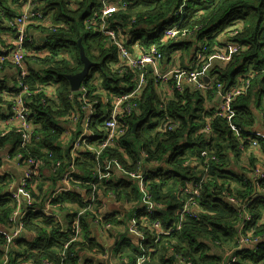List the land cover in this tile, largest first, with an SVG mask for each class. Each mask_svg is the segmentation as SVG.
<instances>
[{"label":"trees","instance_id":"1","mask_svg":"<svg viewBox=\"0 0 264 264\" xmlns=\"http://www.w3.org/2000/svg\"><path fill=\"white\" fill-rule=\"evenodd\" d=\"M21 1L23 0L10 2L0 0L1 30H5L2 24L12 9L10 4L16 5ZM118 1H122L127 8L124 11L116 8L109 20L114 24L118 23V27L125 33L127 47L131 50L134 45L128 44L133 40L137 41L134 44L137 43L144 48L157 44L162 55H168L169 48L178 37L168 38V43L164 46L160 44V38L166 28L171 26L175 28V24H178L180 34L187 35L191 32L190 36L197 42L201 44L205 42L208 46L216 47L215 50H222L225 44L214 45L217 44L214 37L238 21L242 24V29L232 41L239 43L243 49L232 55L224 67L212 68L210 77L215 79L213 83L207 84L209 89L196 90L192 85L190 88L183 86L180 91L174 88L172 99L164 103L160 102L158 87L153 78L149 77L148 71L147 87L145 86L139 96L132 98L137 103L138 111L132 107V111L124 116L129 123L126 133L118 137L112 145L107 146L96 158L88 148L77 149L75 146L72 149L66 148L65 142L71 141L74 145L75 140L74 137L65 136L68 132L59 122V119L63 120L73 107H79V102L76 101L78 99L70 90L66 78L67 74H74L83 67L77 45L79 38L88 58L96 63L82 82V87L88 91L91 100L101 102L94 95V83L91 81L87 83L95 70L102 77L103 86L111 95L117 96L131 92L137 73L130 68H127L128 72L123 70L116 72L117 74L112 72L108 64L117 61L115 48L104 38L92 36L90 31L83 29L84 22L94 14L93 10L100 7L99 0H73L76 8H70L66 0H48V7L43 13L49 14V18L52 13L49 21L50 25L55 27V31L52 32L47 27L39 29L50 33L47 47L53 56L41 60L47 65L45 67L47 73L44 70L43 79H50L58 84L56 101L49 99L39 92L33 83L29 84L28 79H24V82L35 91V95L29 103L33 128L31 140L29 146L22 150L28 158L39 160L40 169L47 168L50 172L48 180L51 186L56 187L60 184V188L56 195H53L52 190L50 192L52 194L48 196L49 190L41 172L35 190L30 184L33 200L29 204L24 200L20 209L21 217L14 225L22 223L26 234L32 233L34 236L30 239L20 236L13 242L7 257L8 264H17L23 260L36 264H41L42 260L61 264L63 246L74 234L75 216L78 213L76 205L83 207V193L90 198L91 192L93 193L92 187L96 183V191L111 192L117 195L119 200L139 199L137 188L132 191V195L127 193L131 187L128 183L97 181L98 172L102 170V162L106 158L118 160L128 171L135 170L138 163L142 164L150 182L147 188L159 208L151 218H147V214L139 209H135L134 213L140 219L147 218V222L157 218L164 228L171 227L177 221L176 212L184 200L185 190L201 180L204 160L208 165V177L201 184L198 200L201 207L198 220H184L179 231L169 237H162L152 247V252L143 264H172V256L183 257L191 264H221L223 258L221 249L224 246L227 248L232 246L229 249L238 257L235 264L264 263V241L255 250L236 248L235 242L239 235L237 228L241 221L238 218V208L227 200L229 197L241 201L250 200L249 214L252 216V222H248L247 227L255 224L264 214V200L259 198L252 200L253 189H257V186L247 177V172L255 162L242 163L239 165L240 170H234L239 157L248 152L247 143L244 144L245 150H240L242 140L258 139L264 153L262 132L264 128L260 131L256 128L257 114L264 118V0ZM16 13H11L7 17L8 21ZM178 14H184L181 20ZM130 20L135 21L131 27H123L128 26ZM7 26L9 29V24ZM8 32L10 33V29ZM137 33L144 35L137 37ZM139 38L146 40V44H142ZM181 46L182 42L177 41L174 48ZM212 48L206 53L209 54L211 51L214 53L215 50ZM63 53L75 57V64L71 65L67 58L59 56ZM206 58L196 66L198 71L206 72L209 69L205 63ZM250 70L254 74L250 79L248 92L232 102L231 109L234 114L231 119L215 117L217 105H214L216 91H213V88L217 83L222 84L223 89L228 88ZM2 90L3 85L0 83V94ZM4 104L0 96V116H3L1 113ZM7 106L10 108L9 104ZM4 118L5 116L1 120ZM168 118L175 121V125L168 131L160 132L158 127ZM78 120L79 117L75 121ZM261 121L264 122V119ZM134 124L136 128L133 130ZM19 141L17 127H9L4 135H0V150L8 146L6 143H12L11 153H14ZM58 162L60 165L52 172ZM155 162H161L158 169L150 167ZM64 176L68 177L66 183L60 181ZM260 187L264 189V182ZM15 207L16 201L7 178L1 177L0 264H3L4 258L2 249L4 236H9L13 229L10 227V219ZM61 214H64L67 223L61 220ZM92 218L93 214L90 211L79 216L80 239L69 244L63 264H76L81 251L99 245L92 235ZM105 222L113 226L119 223L116 218H107ZM138 226L142 231H149L144 224L141 226L138 223ZM255 233L263 234L264 225L256 227ZM109 235L115 236L111 231ZM148 238L151 239L150 234ZM132 243L129 235H121V239L118 238L112 249L111 259L114 257L116 264H135L139 248ZM220 250L221 252H218Z\"/></svg>","mask_w":264,"mask_h":264},{"label":"built area","instance_id":"2","mask_svg":"<svg viewBox=\"0 0 264 264\" xmlns=\"http://www.w3.org/2000/svg\"><path fill=\"white\" fill-rule=\"evenodd\" d=\"M102 5L96 9H94L93 17L87 21L86 27L91 29L92 33H99L108 43H110L116 50L118 56L117 60L121 64V66L127 68V65L131 64L134 67L140 68L145 65L147 62V57L152 63L155 65V69H152V72L156 73L153 81H155L156 85L160 83H166L169 81H174L173 87L177 90H182L183 85L181 81H186L188 84L192 85V87L196 90H207L210 87L208 86L210 83L204 79L203 73L199 71H185L178 70L175 68L168 69L165 71H160L156 69L157 64L164 58V55L158 53L159 47L157 44H152L150 49L147 51H143L141 56H134L129 53L124 47V36L122 29L118 27V23H112V20H106L108 16H110L111 12H113L116 8L121 11H124L127 7L124 6L122 1L112 2L111 0H101ZM26 3V2H25ZM108 4V5H106ZM29 8H27L21 19L16 18V20H12L9 22V26L13 31V46L8 45L6 47L0 46V69L3 66L5 61H9L12 65L18 70L19 67L23 69L26 68V60L25 57L27 54L31 55L33 52H36L38 49L34 47V39L30 33V28H41L45 27L44 24L49 20L48 15L43 12L40 13L37 7H35L32 3L29 2ZM120 11V12H121ZM184 14H178L180 20L183 18ZM18 19V20H17ZM134 20H130L128 26H124L125 28H130L134 23ZM180 30L177 25H175L174 29L171 27L167 28L163 32V37H179ZM186 35L185 33H182ZM189 35L191 32L188 33ZM187 34V35H188ZM202 49H210L209 46L204 42L199 45L198 49L194 53V59L197 62H204L206 56L203 55ZM243 49L242 46L237 45H224L222 50H215L214 53L216 56L222 59H228L232 55L238 53ZM6 64V63H5ZM254 72H249L241 80H239L236 84L223 89L222 84L217 83L213 91H216L215 95H218L220 100L215 108V117L231 119L234 112L231 109L232 102L241 95H245L248 92L250 86V79L252 78ZM153 78V76H151ZM27 78L24 75V72H19V76L17 79L18 88L13 93L12 102L9 108L8 116L2 121L0 126V135H4L6 133V129L9 127H17V130L20 134V141L18 148L14 153L9 152L7 157L9 159H14L18 165L25 166L24 176L19 181L17 188H23L26 184H28V189H23L21 194H14V198L18 199V203H16L15 210L12 212V216L10 219V227H12L11 234L9 235V241L2 244V249L4 252V260L7 261L8 253L10 251V246L13 244L14 240L17 239L20 233L23 231L22 223L16 224L17 219L20 215L21 205L24 203V200H27L28 204L30 200H33L30 192V184L36 181L40 175L41 169H37L38 163L33 161L32 158H28L25 152L22 150L29 146L31 135H32V124H31V109L29 107V103L32 101L33 90L24 82V79ZM141 82L139 84H134L135 93L128 96L130 104L136 110V102L132 100L133 97H137L141 94L142 90L145 88L147 81L143 80V74L139 76ZM172 79V80H171ZM207 82V83H206ZM208 84V85H207ZM73 98V96H72ZM44 103V102H42ZM116 111H113L115 114ZM90 117L86 119L85 122H88ZM103 123L105 124V130L102 135L96 138L97 147L93 148L90 145L85 144L83 141L76 140L74 141V146L77 149L88 148L92 151L96 158L99 157L101 152L109 145H112L115 140L124 135L128 129V122L124 123L121 126H118L115 121H111L108 118L103 119ZM175 125V121L171 119H166L163 124L158 127L160 132H165L170 130ZM248 144V153L256 152V149H260L259 152L263 153V149L261 147V142L258 139H248L247 141L242 140L239 148L244 151V144ZM2 150H0L1 153ZM60 165L58 162L56 167L52 172H55L57 167ZM161 166V162L153 163L151 168H159ZM114 169L120 170L127 177V180L133 181L136 185L140 207L137 208L141 210L143 213L147 214V218H151L158 210L159 205L155 203L151 197V194L147 188L149 182L148 176L143 170V166L141 163H138V166L135 170L128 171L123 168L122 164L114 159H104L102 162V170H99L97 181H110L112 176V171ZM203 174L201 176V180L195 184L193 187L191 186L185 190L184 200L180 206V208L176 212L177 221L172 224L169 228H164L160 221L157 218H153L152 221L147 222L146 219H140L133 212V215L128 219L125 232L131 236L138 239V248L139 254L135 259V264H143L149 253L152 252V247H154L162 237L171 236L173 233L180 230L181 225L184 220L192 219L198 220L199 213L201 212V207L199 204L200 197V186L207 179V171L208 165L206 164V160H204L203 166ZM247 177L255 183L257 189H253V194L251 198H259L264 200V189L260 187L261 182L264 181V163L257 162L255 163L247 172ZM68 180L67 176L61 178L62 183H66ZM97 183L93 185L92 191H96ZM105 194V193H104ZM108 195L112 197H116L115 194L108 192ZM228 202L238 208V218L241 221L238 224V232L239 235L236 240V248H241L246 246V248L257 249L262 242L264 241V233L256 234L255 228L258 226L264 225V214L260 216L255 224L251 227H247L246 224L248 222H252V216L249 214V205L250 200L245 199L243 201L229 197L227 198ZM100 199L96 201H92L89 203H83V207L75 216V229L73 236L66 241L63 246V250L61 253V264L64 263L66 259V249L69 244L73 241H78L80 239V226H79V216L82 215L86 211H90L93 214L92 222L98 226L100 232L105 236H110L109 232H112L113 225L111 223L105 222L107 218L101 215L100 208L97 206V203ZM139 220V221H138ZM142 226L143 224L147 226L148 232L142 231L138 223ZM151 235V239L148 238V235ZM81 251L77 257L76 264L86 263V257L83 255ZM222 260L221 264H235L238 261V257L232 254L231 249L227 247H222ZM177 257L183 264H191L190 261L185 260L183 257ZM31 261H18L17 264H31ZM41 264H55L52 261L42 260ZM89 264V263H88Z\"/></svg>","mask_w":264,"mask_h":264},{"label":"crops","instance_id":"3","mask_svg":"<svg viewBox=\"0 0 264 264\" xmlns=\"http://www.w3.org/2000/svg\"><path fill=\"white\" fill-rule=\"evenodd\" d=\"M35 1L37 3L36 7L38 9H40L42 12H46V9L48 7V4H47L48 0H35ZM66 1H68L70 8H73V7L76 8V5H74V6L71 5L70 0H66ZM111 1L115 2L116 0H111ZM7 2H10V0H7ZM25 2H26V0L21 1L20 3H18L16 5L10 4L12 9L10 10L8 16L11 13H16V12L21 11ZM73 4H75V3H73ZM7 17L3 19L4 23L2 24V26L5 27V30L3 31L0 29V46H8V45L13 46V34H10L8 32L9 29L7 26V23H8ZM86 25H87V22H84L83 29L85 31H90L92 36L102 37L99 33H92L91 29L86 27ZM42 28L45 29V27H42ZM234 28L241 30L242 24H240L239 22H236L233 26L228 27L223 33L218 34L216 37H214V41L217 43L214 45L222 46V44H224L223 42L225 40H227L226 34H228ZM29 31H30L31 35L33 36V39H34V47H36L38 50L36 52H33L31 55L27 54V56L25 57V60H26L25 65L27 68L26 71L28 74L26 79H28L29 84L33 83L39 92H41L42 94H45L49 99H53L56 101L55 97H56V91H57L58 84L54 83L53 80H50V79L44 80L43 79L44 75H45L44 70L47 73V71L45 69V67L47 65H44L42 60H41L43 58L53 56V54L49 52L48 47H47V45H48L47 43L49 42L48 40H49V34L50 33L47 32V30H42V29L35 28V27L30 28ZM137 35H138L137 37H141L144 34L143 33H140V34L137 33ZM181 35L178 37L176 42H174L172 44V46H171L172 49L169 48V50H168L169 54L164 55V58L160 61L159 64H157V66H156L157 70L165 71L168 69H173L176 66L189 67V65L193 59V55L199 47V44H198L197 40L195 38L191 37L190 35H183V34H181ZM168 38L169 37L164 36V38L160 39V44L162 46L167 44ZM79 39H81V38H79ZM140 40H141L142 44H146V40H143V39H140ZM177 41L182 42V46L174 48V45L177 44ZM134 42H137V41L131 40V41H129L128 45H134V50L131 51V54L134 56H138L140 54V52L136 48L137 43L134 44ZM81 43H82V40H81ZM39 48L40 49L43 48L44 51L40 52ZM212 49H216V47L215 48L213 47ZM116 55L118 56L117 52H116ZM59 56H63L65 58H67L68 61H70L71 65L75 64L74 59H76V58L73 56L72 57L69 56L68 53L59 54ZM79 58H80V56H79ZM226 61L228 62V60H226ZM226 61H225V59H222V58L216 56L215 54H211L210 56H207L205 63H207V67L209 69L206 70V72H202L204 79L209 83H213L215 77H210L212 68L214 66L216 68L224 67L227 64ZM108 67L112 70V72H115V74H117L116 72H118V70H119L120 63L117 60L116 62L109 63ZM123 69H122L123 71L128 72L127 68L123 67ZM153 73L154 72H152V70H150L149 77L153 76ZM18 76H19V71L16 70V68L14 66L7 64V63L6 64L4 63L3 66L1 67V69H0V83H1V85H3L2 93H4V100L8 96H10L11 99L13 98V93L16 90L15 84L17 82ZM89 79L90 80L87 81L88 84L90 83V81L94 83V85H93L94 86V95H96L98 97V99H100V100H103V101L109 100V97L111 94L103 86L102 77L99 76L98 71L95 70L91 74V77ZM35 80L37 82H35ZM181 84L183 86H185V88H187V87L190 88V86H191L186 81H181ZM173 85H174V81H169V83H167V82L166 83H160L159 85H157V87H158L157 92L159 94L161 103L168 102L169 100L172 99V95L174 93ZM74 94L77 95L78 92H74ZM76 101L78 102L79 100H76ZM218 102H219V96L216 95V101H215L214 105H217ZM80 104L81 103L79 102V106H80ZM73 105H75V104L73 103ZM77 107L78 106L73 107L71 112L74 110H77ZM136 110H137V103H136ZM1 114L3 116H0V125L2 124V121H3L1 119L4 116L6 118L9 114V106H7V103H5L4 106L2 107V113ZM259 116H261V115L257 114V117H259ZM59 122L61 124H63L65 131L68 132L67 134H65V136L69 137V138H73L77 134V132L79 131V125L82 124L83 117H79L78 121H72V123H69L68 121H64L62 119H59ZM256 128L258 131L264 128V124L258 118H256ZM97 137H99V136H97ZM6 144H8V146L5 147L4 149H2V151L0 153V178L1 177L7 178V182L9 184L10 189H11V192L13 193V191L17 188L19 181L23 177V174L25 172V166L18 165L17 162L13 158L9 159L7 157V154L9 152H11L13 147L11 146L12 143H6ZM256 150H257L256 152H250V153L247 152V153L241 155L239 157V160L237 161V163L239 165L242 163L246 164L249 162V164H250L251 162L257 163L260 161L264 163V153L259 152L260 149H256ZM156 169H158V168H156ZM41 174L43 175V181L45 182V184L47 186V190H49L48 196H50L52 194V193L50 194V192L52 190H54L53 195H56L59 192L60 184L56 187L51 186V183L48 180L50 172L47 168H42ZM110 181L114 184H117L118 182L130 184L131 187L129 188V190L127 192L129 195H132V191H134V189L136 188L135 183L133 181L127 180V177L123 174V172L120 170H117V169H114L112 171V176L110 178ZM38 183H39L38 179L31 183V187L33 190L36 189ZM133 185H135V187ZM123 196H125V195H123ZM117 197H118L117 195H116V197H114V196L112 197L111 195H108V192H106L105 194L102 193L101 197L99 198L100 201L97 203V206L100 208L102 216H104L105 218H111V219L116 218L119 221V223L117 225L113 226V228L111 230L114 234H117L116 237L119 236L118 238L121 239V235L128 236V234L125 232L126 224H127L128 219H129L128 215L131 217L133 215L134 210L139 208L141 204H140L139 199H135L136 201H128V200H124L123 198H120V200H119ZM138 198H139V196H138ZM76 207H77L76 211H80L82 209L81 205H79V206L76 205ZM60 218L64 223L65 222L67 223V220H66V217L64 216V214H61ZM91 225H92V235L96 239V241L99 243V245L94 246L93 248H86V249H84V251L82 253L86 257L87 263L93 262V263L97 264L99 262H102V263L106 262V259L104 258V255H103V252L106 253V250L108 249V247L111 246L113 244V242L115 241V237L113 238L110 236H105L100 232V229L98 228V226H96L94 223H91ZM22 232L25 233L23 237H27L30 239L34 236L32 233H31V235L26 234V232L24 230ZM21 233H20L19 237L22 236ZM131 237H132L131 241L133 242L132 244H134L138 248V239L133 237V236H131ZM108 239H110V241H108ZM211 248L213 249L212 246H211ZM214 250L216 251V249H214ZM113 259H114V257H113ZM88 260H89V262H88ZM2 262H3V260H2ZM110 264H113L112 259H110ZM172 264H183V263L177 257L172 256Z\"/></svg>","mask_w":264,"mask_h":264},{"label":"bare ground","instance_id":"4","mask_svg":"<svg viewBox=\"0 0 264 264\" xmlns=\"http://www.w3.org/2000/svg\"><path fill=\"white\" fill-rule=\"evenodd\" d=\"M23 1H25V0H23ZM70 1H71V5L74 6L73 0H70ZM116 1H118V0H116ZM29 2L32 3L35 7L37 6V3H36L35 0H26V3L22 7V10L19 11L18 13H16L12 17V19L8 21L7 24H9V22L12 21V20H16V18L21 19V17L23 16L24 11L27 8L30 7L29 6ZM99 3H100V6H101L102 5L101 0H99ZM106 5H108V4H106ZM68 6H69V4H68ZM39 12L42 13V11H40V10H39ZM93 15L90 16L89 18H87V21H89L93 17ZM110 16H111V14H110ZM110 16H108L106 20H109ZM44 26L49 28V29H51L52 32L55 31V27L50 25V21L49 20L45 22ZM9 29H10V34H12L13 33L12 29L11 28H9ZM171 29H174V28L171 27ZM223 43L226 44V45H239V43H237L235 41H232V40H225ZM77 45H78V43H77ZM124 47L129 53H131V51L134 50V46H133L132 50L129 47H127V41H126L125 38H124ZM136 48L140 52L139 56L142 55L143 51H147V50L150 49V47L149 48H144L142 45H139V44H137ZM78 50H79V53H80L79 46H78ZM207 50L208 49H202L201 50L204 56H210L212 54V51L209 54L206 53ZM84 51H85V49H84ZM158 53L162 55V53L159 50H158ZM193 60H194V62H193ZM193 60H192V62H193L192 65L190 64L189 67H185L184 68L182 66H177L176 69L185 70V71H198L197 70L198 67H196V66L199 64V62H197L195 59H193ZM4 63L11 64L9 61H5ZM92 67H94V65L91 66V68ZM127 68H130L133 72L137 73L136 74L135 84H139L141 82L139 76L141 74H143V80L146 81L147 80L146 77H147L149 69L150 68L155 69V65L147 57V62L145 63V65L143 67L137 68V67H134L133 65L129 64V65H127ZM122 69H123V66H121V64H120L118 72H121ZM18 71L19 72H24L25 77L28 76L26 69H23V68L19 67ZM89 72H90V70H89ZM199 72H204V71H199ZM88 75H89V73H88ZM242 78H243V75L240 76L238 78V80H241ZM15 88L16 89L18 88L17 82L15 84ZM72 92H78V94L76 95V98L79 100L78 102H80L81 104H80L79 107H77V110H74V111L68 113L63 118V120L72 122V121H75L77 119V117H83V122L84 123L82 122V124L79 125V131L74 136V140L75 141L79 140V141H82V142L84 141L85 144L90 145L93 148H96L97 147L96 138H97V136L101 135L104 132V130H105V124L103 123V119L108 118L111 121L113 120V121L116 122V124L118 126H121V125H123L124 123L127 122L124 119V116L132 111V106L130 104H128V101H129L128 96H130L133 93H135V89L132 88L131 92L126 93V94H122V95H118V96L117 95H110L109 100H105V101L101 100V102H99L96 99L91 100L88 97V94H89L88 91L84 87H82V83H81V85H80L78 90L72 91ZM33 95H35V91H33ZM0 96L4 100V93L0 94ZM4 102L10 105L11 102H12V99L10 98V96H8L4 100ZM114 110L116 111L115 114H113ZM89 117H90V120L88 122H85L86 119L89 118ZM64 144L67 146L66 148H69V149H72L73 146H74L71 141H67ZM33 161L38 163L37 169L39 170L41 168L40 161L39 160L37 161V160H34V159H33ZM23 176H24V174H23ZM262 182H264V181H262ZM27 185L28 184H26L23 188H16L13 191V193L17 194V195L21 194L23 189H27ZM200 190H201V186H200ZM200 190H199V192H200ZM101 195H102V192L93 191V193L91 192V197L89 198L88 196H86V194L83 193V196H82L83 197V203H89V202H92V201H96V200H98L101 197ZM14 199H15L16 203H18V199L17 198H14ZM31 201L32 200H30V202ZM19 217H21V215H19ZM141 219H144V217H141ZM9 239H10L9 236H4V242L3 243H6L7 241H9ZM3 264H8V261H5L4 258H3ZM31 264H36V263L32 262Z\"/></svg>","mask_w":264,"mask_h":264},{"label":"water","instance_id":"5","mask_svg":"<svg viewBox=\"0 0 264 264\" xmlns=\"http://www.w3.org/2000/svg\"><path fill=\"white\" fill-rule=\"evenodd\" d=\"M78 46H79V49H80L79 56H80L81 62L83 63V68L80 71H78V72H76L74 74H67L66 75V78L68 79L71 91H76V90L79 89L82 81L87 77L91 66L96 64V63L92 62L87 57V55H86V53L84 51V47H83V45L81 43V39L78 40ZM150 70H151V68L149 69V71ZM219 100H220V98H219ZM135 128H136V124H134L133 130ZM262 132H264V131H262ZM162 212H164V210H162ZM24 234H25L24 232L21 233L22 236H24ZM118 237H116L114 243L111 246L108 247V252H107V257H106V264H110L112 249L115 247V245H116V243L118 241ZM240 249H246V246H243Z\"/></svg>","mask_w":264,"mask_h":264},{"label":"rangeland","instance_id":"6","mask_svg":"<svg viewBox=\"0 0 264 264\" xmlns=\"http://www.w3.org/2000/svg\"><path fill=\"white\" fill-rule=\"evenodd\" d=\"M52 14V13H51ZM51 14H50V18H49V14H47L48 15V18H49V20H51ZM239 22V21H238ZM233 26V25H232ZM229 27H231V26H229ZM239 32V30L237 29V28H234L233 30H231L228 34H226L227 35V40H233V37L237 34ZM232 37V38H231ZM231 38V39H230ZM198 44L200 45L201 44V42L199 43L198 42ZM233 46H237V45H233ZM213 47V45H210L209 46V48H212ZM39 51L40 52H43L44 50L43 49H39ZM69 55V54H68ZM231 59V57H229L228 59H225V61L226 60H228V62H229V60ZM227 62V61H226ZM227 62V63H228ZM176 68H177V66H176ZM155 75H156V73H153V79H154V77H155ZM167 83H169V82H167ZM261 115V114H260ZM258 119H260V120H262V119H264V118H262L261 116H259V117H257ZM263 124H264V122H262ZM259 124V123H258ZM234 170L236 171V170H240V168H239V164L237 163V167L236 168H234ZM116 235L117 234H115V238H116ZM112 237V236H111ZM113 237V238H114ZM108 241H110V239H108ZM235 244H236V242H235ZM224 247H226V246H224ZM232 247V246H231ZM231 247H229V248H231ZM228 248V249H229ZM217 250V249H216ZM222 250V249H221ZM221 250L219 251V252H221ZM107 252H108V249L106 250V253L105 254H103L104 255V258L106 259V257H107ZM102 255V256H103ZM117 258V257H116ZM112 262H113V264H116V260L115 259H113L112 260ZM261 264H264V263H262L261 262Z\"/></svg>","mask_w":264,"mask_h":264},{"label":"clouds","instance_id":"7","mask_svg":"<svg viewBox=\"0 0 264 264\" xmlns=\"http://www.w3.org/2000/svg\"><path fill=\"white\" fill-rule=\"evenodd\" d=\"M179 20H180V18H179ZM175 25H177V27H178V24H175ZM171 27H172V26H171ZM168 28H169V27H168ZM166 29H167V28H166ZM162 37H163V35H162ZM162 37H161L160 39H162ZM249 72H252V71L250 70ZM249 72H248V73H249ZM248 73H247V74H248Z\"/></svg>","mask_w":264,"mask_h":264}]
</instances>
